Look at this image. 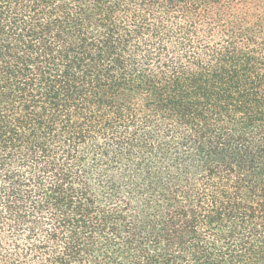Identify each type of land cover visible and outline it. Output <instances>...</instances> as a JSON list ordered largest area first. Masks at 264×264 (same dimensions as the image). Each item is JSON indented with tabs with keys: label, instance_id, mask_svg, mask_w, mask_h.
Listing matches in <instances>:
<instances>
[{
	"label": "trees",
	"instance_id": "obj_1",
	"mask_svg": "<svg viewBox=\"0 0 264 264\" xmlns=\"http://www.w3.org/2000/svg\"><path fill=\"white\" fill-rule=\"evenodd\" d=\"M0 264H264V0H0Z\"/></svg>",
	"mask_w": 264,
	"mask_h": 264
}]
</instances>
